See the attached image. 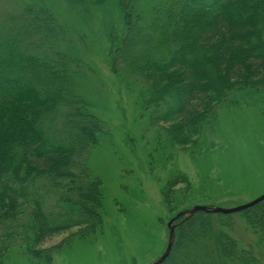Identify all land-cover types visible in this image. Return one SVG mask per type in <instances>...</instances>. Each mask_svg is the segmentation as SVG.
Wrapping results in <instances>:
<instances>
[{
  "label": "trees",
  "instance_id": "16d2710c",
  "mask_svg": "<svg viewBox=\"0 0 264 264\" xmlns=\"http://www.w3.org/2000/svg\"><path fill=\"white\" fill-rule=\"evenodd\" d=\"M67 1L85 12L108 0ZM136 1L119 0L126 29L114 63L145 86L143 106L169 141L188 142L231 92L264 87V0H163L146 18ZM55 20L38 5L0 9V253L101 221V183L86 164L101 123L68 56L35 52L58 41ZM242 212L264 243V201ZM209 218L197 212L178 227Z\"/></svg>",
  "mask_w": 264,
  "mask_h": 264
},
{
  "label": "rangeland",
  "instance_id": "374dc122",
  "mask_svg": "<svg viewBox=\"0 0 264 264\" xmlns=\"http://www.w3.org/2000/svg\"><path fill=\"white\" fill-rule=\"evenodd\" d=\"M159 3L137 0L136 13L146 18ZM29 5L50 9L59 33L54 46L35 52L55 48L68 56L83 106L101 123L86 158L101 183V221L40 244L18 241L0 253V264H153L167 249L169 222L195 206L208 207L209 220L178 227L195 214L178 219L174 250L163 264H241L251 256L264 264L253 215L212 212L264 194V87L231 92L205 128L188 142L173 143L168 125L155 123L143 106L145 86L115 66L126 29L119 0L85 12L67 0H0L10 15Z\"/></svg>",
  "mask_w": 264,
  "mask_h": 264
},
{
  "label": "water",
  "instance_id": "95a60500",
  "mask_svg": "<svg viewBox=\"0 0 264 264\" xmlns=\"http://www.w3.org/2000/svg\"><path fill=\"white\" fill-rule=\"evenodd\" d=\"M263 201H264V194L248 204L235 207V208H231V209L215 208L212 210V212L216 214H224V215L235 214V213H239L244 210H247L249 208H252L262 203ZM209 211H210L209 208L206 206H195L193 207L192 210L183 211L179 213L175 218H173L168 224L170 233H169V242H168L167 249L165 253L163 254V256L160 259H158L156 262H154L153 264H163L169 258L171 251L173 249V246H174L175 238H176V235H175L176 225L174 224L178 219H180L183 216H188V217L193 216L197 212H209Z\"/></svg>",
  "mask_w": 264,
  "mask_h": 264
}]
</instances>
